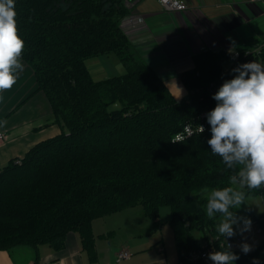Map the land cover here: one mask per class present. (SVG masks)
I'll list each match as a JSON object with an SVG mask.
<instances>
[{
  "label": "trees",
  "instance_id": "16d2710c",
  "mask_svg": "<svg viewBox=\"0 0 264 264\" xmlns=\"http://www.w3.org/2000/svg\"><path fill=\"white\" fill-rule=\"evenodd\" d=\"M136 1L14 0L24 41L20 59L33 69L38 91L65 131L0 171V250L49 245L59 252L76 233L96 261L95 220L140 206L160 228V211L168 206L179 262L213 264L187 259L203 246L195 235L202 232L206 243L214 240L215 251L238 255L234 264H253L254 259L264 264V240L247 254L221 247L218 242L225 237L217 240L214 222L222 216L206 215L212 190H237L231 178H238L241 166L229 169L212 154L210 128L173 141L188 122L215 108L213 95L237 75L223 67L231 54L194 56L195 69L180 77L188 95L177 99L137 55L126 31L134 8L129 3ZM236 51L238 66L264 65V43ZM110 54L119 58L125 73L95 80L87 61ZM243 189L264 200V185ZM257 220L264 230V221ZM109 233L101 236L115 232Z\"/></svg>",
  "mask_w": 264,
  "mask_h": 264
},
{
  "label": "crops",
  "instance_id": "0c3cea01",
  "mask_svg": "<svg viewBox=\"0 0 264 264\" xmlns=\"http://www.w3.org/2000/svg\"><path fill=\"white\" fill-rule=\"evenodd\" d=\"M184 1L188 10L173 13L166 11L159 0H139L126 24L137 55L153 68L177 99L188 95L180 77L195 69L194 56L208 51L230 53L246 41L264 37V0ZM139 17L146 24L139 23ZM20 62L23 71L17 73L15 84L0 92V132L4 134L0 141V171L14 159H22L37 144L65 131L55 122L45 95L38 91L33 69L22 59ZM115 215L107 217L121 218L112 217ZM109 232L115 230L103 231L99 238ZM111 242L100 246L96 239L98 257L92 261L80 236L73 233L59 252L49 245H41L38 250L29 246L0 250V264H138V258L144 256L133 254L131 259L117 263L118 253L130 249L119 247L120 242L112 246ZM163 251L159 249L160 253Z\"/></svg>",
  "mask_w": 264,
  "mask_h": 264
},
{
  "label": "clouds",
  "instance_id": "9594fccd",
  "mask_svg": "<svg viewBox=\"0 0 264 264\" xmlns=\"http://www.w3.org/2000/svg\"><path fill=\"white\" fill-rule=\"evenodd\" d=\"M14 0H0V92L12 88L17 73L23 71L20 58L24 41L18 35ZM237 75L225 81L213 95L217 104L207 113L211 138L208 144L213 155L222 157L223 163L232 169L241 166L232 183L256 189L264 185V65L257 62L242 64L233 69ZM204 132L203 126H199ZM245 201V194L232 187L214 189L207 197L206 215L222 219L217 231L223 237L236 235L234 225L241 234L251 228V220L237 217L230 208L238 209ZM247 254L248 244L241 245ZM208 258L213 264H234L239 256L231 251H215ZM253 264H259L254 259Z\"/></svg>",
  "mask_w": 264,
  "mask_h": 264
},
{
  "label": "rangeland",
  "instance_id": "374dc122",
  "mask_svg": "<svg viewBox=\"0 0 264 264\" xmlns=\"http://www.w3.org/2000/svg\"><path fill=\"white\" fill-rule=\"evenodd\" d=\"M255 30L257 31L258 27L255 28ZM261 30L264 31V25H262ZM257 35H260V33L258 32ZM256 40L257 41H246L241 45L245 48H252L258 44L263 45L264 37L257 38ZM231 65V59H226L223 63V67L227 72ZM87 66L93 78L97 81L105 78H112L125 73L124 66L120 62L119 58L114 54L103 55L89 60L87 61ZM115 107L119 108V104L115 105ZM236 186L237 190L244 192V189L240 188L239 183H237ZM234 212L237 217L250 219L253 223L254 220L261 219L264 216V200L261 196L245 195L244 204H242L238 209L234 208ZM170 215V207L164 206L160 211V228H156L154 221L145 217L143 208L139 206L112 216L121 218L104 217L95 220L93 223V230L96 232V239H98L100 246L105 245V243L109 245L110 241H112V246L115 242H120L119 247H129V251L135 256L140 254L144 255L138 258V264H178L180 260L176 250L174 232L169 222ZM220 220H216L214 222V228L216 231L217 224ZM242 226V221L239 227L234 225L233 227L234 231H236V235L230 238L225 237V239H240V237L245 235L246 232L250 231H244L241 234L240 227ZM108 230H115V235L109 238H99L103 231L105 232ZM217 233L221 236L218 231ZM195 235L202 245L206 244L202 232H196ZM260 239L262 243L264 237H261ZM122 241L124 243H122ZM160 248L164 249L162 253L159 252ZM254 248L255 247H252L251 251Z\"/></svg>",
  "mask_w": 264,
  "mask_h": 264
},
{
  "label": "built area",
  "instance_id": "2783aa9c",
  "mask_svg": "<svg viewBox=\"0 0 264 264\" xmlns=\"http://www.w3.org/2000/svg\"><path fill=\"white\" fill-rule=\"evenodd\" d=\"M139 0L136 2L129 3V7L133 8L138 3ZM161 5L164 7L166 11L173 12V13H182L188 10V5L184 0H159ZM139 23L146 24L144 18L139 17L137 18ZM205 48H203L204 50ZM231 61L232 65L228 69L229 73L234 74L235 72L233 69L237 68L238 62L240 59V53L238 51H231ZM211 110H205L203 111L199 117L198 121L196 122H188L183 130L179 132L175 138L174 142H182L186 139L196 135L200 134L199 126H203L204 132L210 128V125L207 121V113H209ZM4 140V134L3 132H0V141ZM262 221H264V216L261 218ZM261 237H264V230L260 226V223L258 220H254L253 223H251L250 231L246 232L245 235L240 237V239H232V240H226L222 239L218 242V245L221 247H227L229 249H235L241 253H244L241 249L242 244H248L251 248L257 247L259 244H261ZM217 240H220V236L216 237ZM216 250V243H214V240L212 239L209 243L207 242L205 245H203L200 249L193 251L187 259L190 262H198V261H208V255L209 253L215 252ZM133 254L127 250L123 249L121 250L117 255V263H121L124 260L131 259ZM178 264H184L182 261Z\"/></svg>",
  "mask_w": 264,
  "mask_h": 264
}]
</instances>
